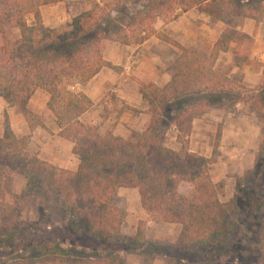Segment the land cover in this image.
I'll list each match as a JSON object with an SVG mask.
<instances>
[{
	"label": "trees",
	"instance_id": "16d2710c",
	"mask_svg": "<svg viewBox=\"0 0 264 264\" xmlns=\"http://www.w3.org/2000/svg\"><path fill=\"white\" fill-rule=\"evenodd\" d=\"M62 1L0 0V97L33 131L45 128L44 116L30 109L29 100L37 90L46 93L57 135L73 143L79 161L69 170L28 152L31 134L16 136L4 113L0 166L21 174L25 186L0 218V264H125L119 252L143 248L147 256H159L151 250L162 245L145 238L143 221L133 236L120 231L121 187L138 189L152 219L181 225L169 249L186 256L175 264H264V63L255 86L217 63L220 53L231 50L233 67L251 64L253 38L242 21L264 20V0H91L69 22L44 25L41 6ZM190 9L225 23L213 45L185 47L156 29L158 19L168 23ZM152 36L180 53L170 82L140 86L148 126L122 137L81 121L93 103L74 84L88 82L103 67L116 69L103 58V43L138 45ZM243 100L261 119L262 136L253 166L237 177L233 197L222 202L210 159L184 142L178 150L169 148L163 136L174 126L178 138L186 137L206 109ZM27 200L37 211L33 221L22 216Z\"/></svg>",
	"mask_w": 264,
	"mask_h": 264
},
{
	"label": "crops",
	"instance_id": "0c3cea01",
	"mask_svg": "<svg viewBox=\"0 0 264 264\" xmlns=\"http://www.w3.org/2000/svg\"><path fill=\"white\" fill-rule=\"evenodd\" d=\"M64 2L65 0L57 4L41 6L40 12L44 25L56 28L63 21L70 19L65 15V8L62 11H56L62 7L60 5ZM89 8L90 6L86 5L72 16ZM68 10H70L69 4ZM249 22L250 20H245V23ZM219 24L222 22L219 20L212 22L208 15L197 9H190L168 23L158 19L155 27L182 46L201 47V41L203 38L207 41L208 36L212 39L210 45L214 44L220 32L217 33L212 28L215 26L218 28ZM243 30L249 35L253 31L252 28H243ZM102 51L103 58L116 69L103 67L88 82L74 84L72 89L84 93L93 103L90 109L80 115V120L98 125L100 133L108 130L114 135L127 137L132 131L141 132L148 126L151 116L145 112L146 104L140 93V86L149 83L163 86L170 82L173 75L171 67L180 51L177 47L155 36L138 45L106 41L102 45ZM222 53L219 54L218 60ZM260 77L255 79L244 76L242 81L255 86ZM47 100L48 95L41 90H37L29 100L30 109L44 116L45 125V128L37 127L30 131L23 115L0 97V137L4 133V113H7L10 126L16 136L31 134L27 147L28 152L37 154L41 160L55 166L76 170L79 161L72 153L73 143L57 135L55 118L45 109ZM197 122L198 119L193 121L189 136L190 139L203 144L205 141L204 126ZM190 151L197 152V149L191 148ZM24 186L25 179L21 174L0 166V208L12 204L14 197L21 193ZM117 198L118 205L125 211V218L120 228L123 234L135 235L139 221H143L144 234L148 240L171 243L176 241L181 225L160 222L149 217L142 207L137 188L121 187L117 191ZM170 231H173L172 236H170ZM128 259L129 257H126L125 264H141L139 258L132 259L131 263Z\"/></svg>",
	"mask_w": 264,
	"mask_h": 264
},
{
	"label": "rangeland",
	"instance_id": "374dc122",
	"mask_svg": "<svg viewBox=\"0 0 264 264\" xmlns=\"http://www.w3.org/2000/svg\"><path fill=\"white\" fill-rule=\"evenodd\" d=\"M90 2L91 0H65L64 4L60 5L62 7L56 11L59 12L65 8V15L69 16L70 19L63 21L59 26L69 22L71 18L74 17L72 16L73 13L85 8L86 5L91 6ZM68 4L70 10H68ZM245 20L246 19L242 21V29H253L251 34L253 39L250 43L251 64L241 65L238 69L237 67H233L231 50L222 53L217 63L218 65H224L230 74L236 75L240 79H244V76L257 79V77L261 76L264 63V20L256 22L252 19H248L250 20L249 23H245ZM217 21L218 20H212V22ZM219 21L222 22V24H219L222 28L220 26L216 28L215 26L212 29L221 34L222 30L225 28V23L221 20ZM32 22L33 17L29 16L28 23ZM210 37L211 36L207 37V41L203 38L200 46H211L210 42L212 39H210ZM251 86H253L252 83ZM252 106L253 104H251L249 100H243L233 106H229L228 104L220 108L206 109L201 115L195 118L198 119L197 123L204 126L203 132L205 134V141L203 144L196 142L195 139H190V134L188 135L189 137L178 138L177 130L174 126H171L163 136V143L169 148L178 150L181 148L182 142H184L187 144L189 150L191 148L197 149V152L194 153H198L210 159L211 177L213 182L218 186L220 200L222 202H227L233 197L237 177L242 176L247 169L253 166L255 161L262 136V121L257 112L253 110L254 106ZM199 130L202 129L199 128ZM6 206L0 208V218ZM22 216L23 219L28 221H33L37 217L36 208L31 200H27ZM172 232L173 231L169 232L170 236H172ZM29 234L34 233L32 231ZM175 242L176 241L172 243L158 242L162 245L161 250L160 248H153L151 250L152 253L161 252V254L155 258L147 256L142 252L144 250L147 251L148 248H143L140 253L133 252L126 255L123 252L119 253L125 258V263L126 257H129L128 262L130 263L132 259L137 260L139 258L141 264H175L179 258L186 256V253L169 249L170 245H173ZM114 246L117 247L118 245ZM126 246V243L119 245V247ZM146 256L148 259H145ZM48 264L53 263L49 262Z\"/></svg>",
	"mask_w": 264,
	"mask_h": 264
}]
</instances>
